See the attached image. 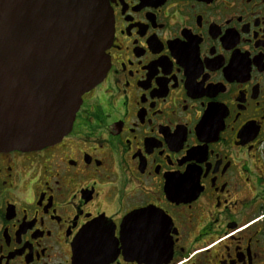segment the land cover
I'll list each match as a JSON object with an SVG mask.
<instances>
[{
  "label": "flooded vegetation",
  "instance_id": "flooded-vegetation-1",
  "mask_svg": "<svg viewBox=\"0 0 264 264\" xmlns=\"http://www.w3.org/2000/svg\"><path fill=\"white\" fill-rule=\"evenodd\" d=\"M106 2L70 133L0 151V264H264V0Z\"/></svg>",
  "mask_w": 264,
  "mask_h": 264
},
{
  "label": "water",
  "instance_id": "water-1",
  "mask_svg": "<svg viewBox=\"0 0 264 264\" xmlns=\"http://www.w3.org/2000/svg\"><path fill=\"white\" fill-rule=\"evenodd\" d=\"M113 32L106 0H0V151L39 150L70 133L108 72ZM84 244L76 264H86Z\"/></svg>",
  "mask_w": 264,
  "mask_h": 264
}]
</instances>
